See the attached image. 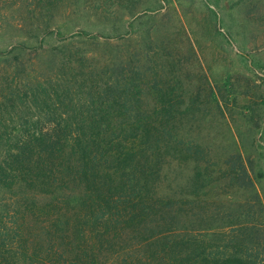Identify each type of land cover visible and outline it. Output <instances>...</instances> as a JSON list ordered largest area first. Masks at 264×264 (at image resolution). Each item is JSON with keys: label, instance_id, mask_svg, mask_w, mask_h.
Wrapping results in <instances>:
<instances>
[{"label": "trees", "instance_id": "16d2710c", "mask_svg": "<svg viewBox=\"0 0 264 264\" xmlns=\"http://www.w3.org/2000/svg\"><path fill=\"white\" fill-rule=\"evenodd\" d=\"M22 45L0 50V264H264L258 195L253 210L211 219L216 208L190 198L209 195L211 174L196 170L174 193L161 191L166 154L179 160L198 147L178 148L149 120L128 68L71 53L36 72ZM234 158L228 184L254 188Z\"/></svg>", "mask_w": 264, "mask_h": 264}, {"label": "rangeland", "instance_id": "374dc122", "mask_svg": "<svg viewBox=\"0 0 264 264\" xmlns=\"http://www.w3.org/2000/svg\"><path fill=\"white\" fill-rule=\"evenodd\" d=\"M19 42L36 72L80 53L99 69L125 67L131 81L141 80L149 120L178 148L198 147L181 150L179 160L166 154L164 194L198 170L212 175L211 192L190 198L216 208L211 219L248 204L253 210L255 194L264 205V0H0V50ZM164 109L172 111L161 118ZM237 154L254 188L228 184Z\"/></svg>", "mask_w": 264, "mask_h": 264}]
</instances>
